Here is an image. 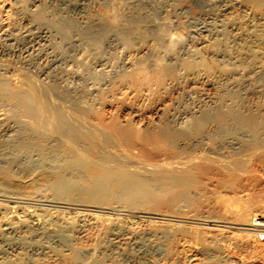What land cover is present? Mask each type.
<instances>
[{
	"label": "bare ground",
	"instance_id": "bare-ground-1",
	"mask_svg": "<svg viewBox=\"0 0 264 264\" xmlns=\"http://www.w3.org/2000/svg\"><path fill=\"white\" fill-rule=\"evenodd\" d=\"M209 1L210 3H207L206 0V3L215 4L218 13L219 9L220 12L228 8L233 9L225 0ZM9 3L10 8L4 12L6 15L3 13L0 15V176L5 183L12 177L15 178L14 176H22L23 183L28 184V187L32 184L31 193L27 194L28 198L33 197L35 200L34 192L36 195L40 192L41 195L44 191H49L52 198L45 196V193L41 198H37L45 202L49 206L48 209H45V206L41 209L37 206L30 207L32 202L30 206H24L20 201L26 197L25 193L6 191L0 187V196L7 199L5 204L0 203V264H22L21 260L23 261L25 256L22 259L18 256L22 251L16 254L18 258L15 261L3 258L5 248L15 244L11 237L14 233L24 234L19 236L21 239L19 242L25 245L27 237L34 231L50 240L54 233L64 234L68 232L67 230L75 231L84 226L85 214L69 217L63 211L50 209L55 199L60 196L68 199L61 197L63 199H59L58 205H69L68 201L75 202V198L76 200L80 198L105 207L113 202L125 204L123 207L127 206L128 209L150 208L148 211L163 206L165 211L170 210L171 214L168 216L173 218L181 211V207L194 206L197 203L195 200L202 196L206 197L200 192L203 191L202 186L206 184L205 182L203 184V178L210 180L217 177L215 184L219 188L231 189L241 183L243 177L240 179L241 175L251 174L257 169L256 166L264 165V152L261 150V147L264 148L262 142L264 140L261 141L262 146L258 145L264 137V124L259 125L260 117L264 116L263 102L260 103L262 106L259 104L264 97V86L260 84L264 79V72L258 70L261 69L260 65L257 68V65L250 62L255 56L253 52L256 53L255 49L260 47V36H264V21L263 25L253 22L254 18L250 20L246 11L245 14L242 12V15L241 9L239 13L246 22L245 27L252 28L248 32V28L242 26L243 30L236 26L243 30L241 33L239 30L236 31L229 18L227 20L226 13H224L226 20L217 18L211 22L209 19H206L208 22H205L206 20L202 22L200 19L202 23H198L199 27L193 28L196 30L195 39L193 35L188 34L193 39L182 43L184 35L181 34L185 32L181 31L179 34L180 32L174 31L172 26L175 23L171 22L168 16L171 23H167L169 19L168 21L165 19L166 22L163 23L155 22L159 17L149 9L151 6L153 8L152 0H9ZM216 7L214 8L217 9ZM0 8L2 10V7ZM153 9L156 11L155 7ZM169 12L171 14V11ZM146 37L151 38L150 43L147 51H144L139 59L130 60L127 55L122 61L127 68L124 66L120 67L121 70L113 68V65L118 63H112L114 57L112 53L121 47L120 45H128L130 48L135 38L142 40ZM178 39L179 43H182L179 44L180 47L175 46ZM258 53H264V46L259 48ZM90 65L93 71L89 73L86 68ZM73 78L79 82L70 84L68 79ZM161 93L170 94L167 104L156 100L148 110L142 109V106L134 101L130 105V101L126 103L128 105L121 102L123 100L121 96L125 97L126 94L134 97L135 102H141L153 98L155 100L159 94L162 96ZM104 94L110 95L111 99L117 97L115 103L120 101L117 110L124 113L121 120L113 117L115 114L106 118L105 111L98 110L99 108L93 107L92 102H87L90 97L94 99L95 95L104 98ZM148 147L150 153L145 155L146 152L142 148ZM133 149L139 150V153L144 152L145 158L147 157L150 162L145 163L144 158L140 159L144 163L134 160L137 156L131 154ZM258 150L261 152L257 154ZM139 168L149 175L131 172V169L136 171ZM36 173L39 176L34 179L32 176ZM82 174L83 180L79 178ZM199 202L197 205H200ZM196 210L201 214L198 209ZM256 211L250 202H241L236 206L235 221L241 226L239 230L246 231L243 235L249 242L251 241L253 248L264 256V242H260L251 229L242 228L250 226L253 217L261 216L257 215ZM205 216L208 215L193 219L206 227L210 222H215V218L212 220L211 216ZM109 217L90 218L94 222L92 224L94 227L98 229L102 227L105 233L103 234L111 237L110 242L115 241L122 245L121 251L123 244L128 243L130 247L129 243L132 242V246L137 243L135 235L133 236L137 228H132L133 223L129 225L127 223L126 232H122L121 230H124L122 225L125 222L118 217ZM150 228L146 229L150 231ZM180 231L178 229L177 232ZM97 233H101V230ZM156 233L154 235H157ZM33 234L35 237V233ZM162 234L168 235V237L163 235L167 240L174 239L173 242L177 240L167 229ZM175 234L177 237V233ZM169 235L174 237L171 238ZM96 236L98 240L100 234ZM58 239L60 243H67L65 238ZM99 241L96 242L101 247ZM104 241H101L102 245ZM171 241L167 248L170 247L172 250ZM79 249L81 248L72 249L62 256L70 264H79ZM103 250L105 254V250L108 249ZM167 250L166 252L171 251ZM109 251L108 253L111 252ZM115 252L117 253V250ZM106 256L108 255L104 257L100 254L99 257L96 256L98 259L92 256V264H106ZM117 258L113 259L112 256L110 263L121 264V258L118 260Z\"/></svg>",
	"mask_w": 264,
	"mask_h": 264
},
{
	"label": "rangeland",
	"instance_id": "rangeland-1",
	"mask_svg": "<svg viewBox=\"0 0 264 264\" xmlns=\"http://www.w3.org/2000/svg\"><path fill=\"white\" fill-rule=\"evenodd\" d=\"M6 1V2H5ZM8 1V2H7ZM209 0H207V3H210V1L208 2ZM225 1H227L228 3H227V5H229V7H230V5H231V7L233 8V9H227L226 11H221L220 12V9H219V13H221V15L218 13V8L216 7V5L215 4H213L212 3V5L210 6L209 4H207L206 3V0H152V5H153V8L155 7V9H156V11H154V9L152 8V6H151V8H149L152 12H155V14H156V17L158 16L159 18L158 19H155V22H164L165 21V19H166V21H168V19L170 18L171 19V22H173V23H175L173 26H172V28L174 29V31H176L177 33H179V34H181V31L182 32H187L186 34H187V36L188 37H190L189 35H193V37H194V39H195V36L194 35H196V30L195 29H193V28H196L197 29V27H199V25L202 23V22H204L203 20H210L209 22H211V21H214V19H217V18H222V19H225L226 20V16H227V20H229V22H231V24L233 23V27L236 29V31L237 30H239V31H241V33L243 32V30H244V28L242 27V26H247V25H244V23L246 24V22H245V20H243L244 18L242 17V12L245 14L246 12H248V13H246V14H249V16H248V18L251 20L252 18H254V19H252V21L253 22H256V23H258L259 22V24L261 23V25H263V21H264V0H233V1H231V0H225ZM231 4H230V3ZM235 2V3H234ZM234 3V4H233ZM243 3V4H242ZM9 0H0V7H2V10H1V8H0V15H1V13H3L4 15H6L5 13H6V11L10 8V6H9ZM8 5V6H7ZM213 5H214V7H216L217 9H215L214 7H213ZM247 5V6H246ZM250 5V6H249ZM27 6V5H26ZM210 6V7H209ZM235 6V7H234ZM254 6V7H253ZM4 7V8H3ZM5 7H6V9H5ZM9 7V8H8ZM213 7V8H212ZM230 7V8H231ZM256 7V8H255ZM163 8V9H162ZM166 8V9H165ZM175 8V9H174ZM212 10H211V9ZM240 8V9H239ZM253 8V9H252ZM4 9V10H3ZM31 9H32V7H31ZM158 9V10H157ZM166 11H165V10ZM242 9V10H241ZM250 11H249V10ZM252 9V10H251ZM150 10H149V12H150ZM168 10V11H167ZM214 10V11H213ZM233 10V11H232ZM239 10V11H238ZM240 10H241V12H240ZM248 10V11H247ZM255 10V11H254ZM146 11H148V9H146ZM169 11H171V14H170V12ZM174 11V12H173ZM217 11V12H216ZM228 11H230L229 13H228V15H227V12ZM232 11V12H231ZM246 11V12H245ZM5 12V13H4ZM166 12V13H165ZM169 12V13H168ZM179 12V13H178ZM217 13V15H216V13ZM234 12V13H233ZM242 14H240V13ZM173 13V14H172ZM209 13V14H208ZM224 13H226L225 15H224ZM236 13V14H235ZM263 13V14H262ZM2 14V16H4ZM158 14V15H157ZM175 14V15H174ZM179 14V15H178ZM208 14V15H207ZM213 14V15H212ZM165 15V16H164ZM180 15H181V17H180ZM253 15V16H252ZM169 18H168V17ZM204 18H203V17ZM209 16V17H208ZM212 16V17H211ZM213 16H214V18H213ZM221 16V17H220ZM231 18H230V17ZM207 17V18H206ZM210 17L213 19H210ZM242 19H241V18ZM229 18V19H228ZM235 18V19H234ZM258 18V19H257ZM170 19H169V21L167 22V23H171L170 22ZM178 19H179V21L181 22V21H183V22H179L178 21ZM199 19V20H198ZM202 20V22H201V20ZM237 19V20H236ZM258 21H257V20ZM262 19V20H261ZM160 20H162V21H160ZM205 21V22H208V21ZM232 20V21H231ZM240 20H242V21H240ZM261 22H260V21ZM165 21V22H166ZM199 21V22H198ZM234 21V22H233ZM238 21H239V23H238ZM157 22V23H158ZM238 24H236V23ZM241 22V23H240ZM263 22V23H262ZM180 23V24H179ZM183 23V24H182ZM195 25H194V24ZM198 23H200V24H198ZM243 23V24H242ZM182 24V25H181ZM184 24H185V26H184ZM197 24V25H196ZM240 24V25H239ZM187 26H189V28L187 27ZM191 26H193V27H191ZM240 27L241 29H243V30H241V29H239V28H237V27ZM264 26V25H263ZM175 27V28H174ZM185 27V28H184ZM182 28V29H181ZM248 27H245V29H247ZM180 29V30H179ZM193 29V30H192ZM249 29H252V28H248L247 30H248V32H250L249 31ZM187 30V31H186ZM181 34V35H184V38H182V40H181V42L183 43V42H187L188 40H190L191 38L193 39V37L191 36L190 38H187V36H186V34ZM189 34V35H188ZM261 38H263L264 39V36L262 37V36H260ZM147 38V37H146ZM146 38H144V39H142V40H138V38H137V40H135L134 39V41H133V43L131 44L133 47H131V45H130V48L128 47V45H124V46H122V45H120L121 47H119V48H117L116 50H115V54H117V55H115L114 53H112V55L114 56L113 57V61H112V63L114 62V63H118V65L117 64H112L113 65V68H119L120 70H121V68H122V66H124V64L122 63V61H124V59L123 58H125V56H129V59L131 60H137L136 58H138L139 59V57H141L140 55H142V53H145L146 51H147V49H148V46H149V44L148 43H150V37H148L147 39ZM261 38L259 39V43H260V47L261 48H263V46L264 45H262V43L261 42H263L264 43V40L262 39L261 40ZM141 39V38H140ZM178 39V41L174 44L175 46H177V47H180L179 46V44L181 45L182 43H179V40ZM184 39H185V41H184ZM144 40V41H143ZM146 40V41H145ZM187 40V41H186ZM191 41H194V40H191ZM258 43V44H259ZM144 44V45H143ZM136 45V46H135ZM262 45V46H261ZM135 46V47H134ZM141 46V47H140ZM136 47H137V49H136ZM147 47V48H146ZM235 47L236 48H239L238 46H236L235 45ZM259 47V46H258ZM257 47V48H258ZM259 47V48H260ZM125 48V49H124ZM133 48H135V49H133ZM259 48L258 49H255V51L257 50V52L255 53V52H253V56L255 57H252L251 58V60H250V62H251V64H252V62H253V64L252 65H257V68H258V66L260 65V67H261V69H259L258 68V70H261V72H264V58H262V55L264 54H260V53H258V51H259ZM121 49V50H120ZM122 49H123V51H122ZM128 50V51H127ZM131 50H133V51H131ZM126 51V52H125ZM145 51V52H144ZM118 52V53H117ZM121 52V53H120ZM123 52V53H122ZM129 52V53H128ZM261 52V51H260ZM120 53V54H119ZM125 53V54H124ZM122 54V55H121ZM124 54V55H123ZM130 54H131V56H130ZM258 55V56H257ZM116 56V57H115ZM121 56H122V58H121ZM259 56H260V58H259ZM119 57H120V60H119ZM263 57H264V55H263ZM116 58V59H115ZM118 58V59H117ZM259 60H258V59ZM254 60V61H253ZM258 60V61H257ZM262 61V62H261ZM120 64V65H119ZM123 64V65H122ZM116 65V66H115ZM263 66V67H262ZM91 65L88 67V68H86L87 69V71L90 73L91 71H93V68H92V70H91ZM121 67V68H120ZM124 67H126L127 68V65L126 66H124ZM125 68V69H126ZM90 69V70H89ZM115 69H112V70H114L115 71ZM125 69H123V70H125ZM119 70V71H120ZM117 71V70H116ZM260 72V71H259ZM69 80V83L70 84H73V83H78L79 82V80L77 81V79L76 78H73V79H68ZM72 80V81H71ZM75 81V82H74ZM262 82H264V79H262V81L260 82V84L262 85V86H264V83H262ZM167 93H161V95L162 96H160V94H159V96H160V98H159V96H156V99L154 100V98L153 99H149V100H146V101H138V102H135V98L134 97H130V95L129 94H126L125 95V97L123 96H121V100L123 99V100H125L124 102H123V100L121 101L122 103H123V105H125L126 103H129V101L131 102V103H129V105L130 104H132L133 103V101H134V103H138L140 106H142L141 108L142 109H149V107H150V105L152 104V102L153 101H164L166 104H167V102H168V100H169V98H170V94L168 93L167 95H166ZM99 95H95V97H94V99L92 98V97H90L91 99H88L87 100V102H92L94 105H93V107L94 108H96V109H98V110H101V111H105L104 112V115H106L105 117L107 118H109V117H111V116H113V114H115L113 117H117V119H120L121 118V116H123L124 115V113L123 112H120V110H117V109H119V107H117V106H119L118 105V101L115 103V101H116V99H117V97L116 98H114L113 99V97H112V99H111V96L110 95H108L107 96V94H104V98H102L101 96H99L101 99H99V97H98ZM106 96V97H105ZM108 97V98H107ZM157 97H158V99H157ZM97 98V99H96ZM165 98V99H164ZM168 98V99H167ZM264 98V97H263ZM263 98L260 100V102H259V104L261 103V102H263L262 104L264 105V101H263ZM103 99V101H101ZM107 99V101H105ZM130 99V100H129ZM92 100V101H91ZM97 100V101H96ZM99 100V101H98ZM108 100H109V102H108ZM111 101V102H110ZM114 101V102H113ZM99 102V103H98ZM120 102V101H119ZM143 102V103H142ZM97 103V104H96ZM104 103H106V104H104ZM113 103V104H112ZM141 103H142V105H141ZM99 104H101V105H99ZM117 104V105H116ZM147 104V105H146ZM262 104H260L261 106H262ZM103 105H105V106H103ZM126 105H128V104H126ZM99 106V107H98ZM117 108H116V107ZM262 107H264V106H262ZM104 109V110H103ZM117 110V112H115L114 113V111H116ZM264 114V113H263ZM108 115V116H107ZM111 115V116H110ZM125 117L127 118L128 116H126L125 115ZM125 118V119H126ZM262 118H263V120H262ZM122 119V118H121ZM120 119V120H121ZM260 121V126H263V124H264V116L262 115L261 117H260V119H259ZM259 122H257V124L259 123ZM258 125V126H259ZM259 126V127H260ZM261 128V127H260ZM263 130H264V126H263ZM262 140H264V137L260 140V142H259V144L258 145H260V146H262V144L263 143H261V141ZM262 142H264V141H262ZM264 145V144H263ZM264 147V146H263ZM147 148V147H146ZM137 149H139V148H137ZM136 149V150H137ZM142 149H144L145 151L144 152H146V153H144V152H142L143 150ZM142 149H140V150H142L141 152L142 153H139L138 151H136V150H132L131 152V154L135 157V156H137V158H135L134 160H139L140 161V163H147L146 161H148V163L150 162L149 160H147L148 158L146 157L145 158V155L149 152L150 153V148L148 147V149H145V148H142ZM264 148H262L261 147V150H262V152H264V150H263ZM149 150V151H148ZM261 150L258 152H256L257 154L258 153H260L261 152ZM133 151H134V153H133ZM135 153H139L138 155H136ZM145 155H144V154ZM135 154V155H134ZM140 155H144V157H141ZM133 157V158H134ZM143 158H144V160H143ZM140 159H142L144 162H141V160ZM146 159V160H145ZM152 162V161H151ZM255 168V167H254ZM256 170H255V172H253V173H251V174H248V175H241L240 176V179H241V177H242V179H241V183H239L238 184V186L235 188H231V189H229V188H223V187H218L216 184H215V182H216V179H218L217 177H214V179L213 178H210V180H208V179H205V178H203L202 180V182H203V184H205L206 185V190L204 191V189H205V185H203L202 186V188H201V190H203V191H200L201 193H202V195H204V196H206V197H203L202 196V198L200 197V198H198L197 200H199V201H197V200H195L194 202L196 203L194 206L192 205V206H187V207H181V214H180V212H178V214L175 216V217H173V218H171L170 216H168L169 214H171L170 213V210L169 209H166V211H165V207H163V206H159L158 207V209L159 208H163V209H161V210H163V211H161L160 209V212H159V210L157 211L156 209H151L150 211H148V209H150V208H145L146 210H141V209H139L138 210V208H131V207H129V209H128V207L127 206H125V207H123L125 204L123 203V202H121L122 204H124V205H121L120 204V202H113V203H109V204H112V205H109V204H107V207H105V205H96V204H93V203H91V202H89V201H87L86 199H77L76 200V198H75V202H73L74 200H72V202L71 201H68V202H70L69 203V205L68 204H65V205H61V204H59L58 205V203L60 202L59 201V199L61 198V197H63V196H60V198H56L55 199V201H54V199L52 200V201H54L55 203L50 207V209L52 208L53 210L55 209V210H57V211H63L64 213H67V215L69 216V217H71V216H75V215H83V214H85V221L83 222V224H84V226L81 228V229H75V231H73V229H71V231L70 230H65L67 233H65L64 232V234L61 232L60 234L58 233V234H56V233H54V234H52V236H51V238H50V240H49V238H47L46 239V237L45 236H43L41 233H39V232H36V231H34V232H32V233H30V235L29 234H25V235H29L28 237H27V239H26V243L27 244H25V245H21V244H23V243H20L19 242V236L21 237L22 235H24V234H21L20 235V233H14V234H12V238H13V240H14V246L12 247H8V248H5V250H4V253H3V255H4V257H3V255H1L3 258H5V259H7V260H10V261H15L18 257L16 256V254L18 255V253H20L21 251H22V253H20L18 256H19V258H21L22 259V257L23 256H25L24 258H23V261L21 260V263L22 264H37L38 262V264H59V262H60V264H66V260H65V258L62 256V254L63 255H65V254H68L69 252H70V250H72V249H75V248H81V249H79L78 250V253H79V257H80V259L78 258V263L79 264H92V256L95 258V259H98V258H96V256L97 257H99V255L101 254V256H103L104 255V257H105V255H108V256H106V259H105V261L107 262L106 264H109L110 263V261H111V259H112V256H113V259L114 258H116V257H118L117 258V260L118 259H120V263L121 264H152V262H153V264H160V262H163V264L164 263H166V264H264V256H262L260 253H258L257 252V250L255 249V248H253V245H252V243H251V241L249 242V240H247L245 237H244V233L246 232V231H241V230H239V228H241V226L240 225H237L238 224V222L237 221H235L236 219H235V217H236V213H235V211H236V206L239 204V203H246V202H250V204H252V206H254L255 207V209L257 210L256 211V214L257 215H261V216H264V165L263 164H261V165H258V166H256ZM140 169V168H139ZM139 169H137V170H139ZM127 170H129V169H127ZM135 171V170H133V169H131V172H133L134 171V173L136 172V173H141V174H144L145 173V176H148L149 175V173H146V172H144L143 170H139V171ZM130 171V170H129ZM148 174V175H147ZM252 174H254V175H252ZM83 175L84 174H82V176L81 177H79L80 179H82V177H83ZM251 177H250V176ZM35 176V177H34ZM37 176H39L38 175V173H36V175L35 174H33V178L35 179V178H38ZM15 178H11V180H9L8 182H3L4 180L2 179L3 177L2 176H0V182H1V184L2 185H0V187H2L1 189H3V190H6V191H12V192H21V193H25L26 194V197L25 198H22L21 200L23 201H25V202H22V201H20L21 203V205H23L24 204V206H30L31 205V202H32V206H30V207H34V208H36V206H37V208H39V209H41L42 207H44L45 209H48L47 207H49V206H47L46 205V203L45 202H43V201H41V199H37V198H41L42 196V194L43 193H45L44 195L46 196H49V197H51L52 195H49L50 194V192L49 191H42L43 193L40 195V192H38L37 193V195H36V192H34V194H35V196L36 197H34V199L35 200H33V197H29L28 198V195L27 194H29V193H31V188H32V184H30L29 185V187H28V184H25V183H23V181H21L22 180V176H14ZM247 177V178H246ZM250 177V178H249ZM17 178H19L20 179V181H19V179H17ZM246 178V179H245ZM249 178V179H248ZM15 179V180H14ZM79 179V181H80V183L82 182L81 180ZM248 179V180H247ZM17 180V181H16ZM83 180V179H82ZM205 180V181H204ZM245 180V181H244ZM247 180V181H246ZM208 181V182H207ZM85 182V181H84ZM205 182V183H204ZM211 182V183H210ZM3 183H5V184H3ZM83 183V182H82ZM81 183V184H82ZM215 185H216V187H215ZM207 186H210V188L209 187H207ZM4 187H6V188H4ZM11 187H12V189H11ZM30 188V189H29ZM240 189V190H238V189ZM0 189V190H1ZM17 189V190H16ZM210 189V190H209ZM237 189V190H236ZM22 190H23V192H22ZM29 190H30V192H29ZM33 191H35V190H33ZM196 191V190H195ZM207 191H208V193H209V196H207L208 195V193H207ZM217 191V192H216ZM233 191V192H232ZM19 192V193H20ZM212 192V193H211ZM214 192V193H213ZM226 192V193H225ZM231 192V193H230ZM207 193V194H206ZM211 193V194H210ZM217 193V194H216ZM228 193V194H227ZM214 194H216L215 195V197H216V199H215V197H214ZM220 194V195H219ZM218 195V196H217ZM226 195V196H225ZM236 195V196H235ZM34 196V195H33ZM39 196V197H38ZM213 196V197H212ZM220 196H222V198H220ZM224 197V198H223ZM3 197H1L0 196V203L2 202V204H5L6 203V201H7V199L6 198H3ZM26 198H27V200H26ZM52 198V197H51ZM64 199H68L67 197H63ZM63 198H61V199H63ZM204 198V199H203ZM209 198V199H208ZM228 198V199H227ZM230 198V199H229ZM239 198V199H238ZM6 199V200H5ZM42 199H44V198H42ZM58 199V200H57ZM206 199V200H205ZM208 199V200H207ZM226 199V200H225ZM233 199V200H232ZM37 200V201H36ZM57 200V201H56ZM225 200V201H224ZM35 201V202H34ZM86 203H85V202ZM204 201V202H203ZM209 203H208V202ZM222 201H224V202H222ZM4 202V203H3ZM28 202H30V203H28ZM35 204H34V203ZM39 202V203H38ZM45 204H43V203ZM57 202V203H56ZM198 202L200 203V205L202 204V202L204 203V205L202 206L201 205V207H200V205H197L198 204ZM90 203V204H89ZM29 204V205H28ZM34 204V205H33ZM57 204V205H56ZM115 204V205H114ZM117 204V205H116ZM42 205V206H41ZM95 205V206H94ZM119 205V206H118ZM207 205V206H206ZM40 206V207H39ZM60 206V207H59ZM110 206V207H109ZM117 206V207H116ZM122 206V207H121ZM64 207V208H63ZM69 207V208H68ZM119 207V208H118ZM194 207V208H193ZM205 207V208H204ZM62 208V209H61ZM126 208V209H125ZM132 210H131V209ZM142 208V207H141ZM183 208V209H182ZM118 209V210H117ZM196 209H198V211H200V213L201 214H199L198 212H197V210ZM153 210H154V212H153ZM169 210V211H168ZM182 210H188V211H185L186 212V215L188 216H184V211H182ZM155 211H156V213H155ZM194 211H195V213H194ZM116 212V213H115ZM151 212V213H150ZM153 212V213H152ZM159 212V213H158ZM183 212V213H182ZM208 212H209V214H208ZM111 213V214H110ZM191 213V214H190ZM194 213V214H193ZM208 215V216H211L210 218L212 219V220H214V218H215V222L213 223H209L208 224V227H206V226H203V225H201V222L199 223V221L198 220H194L193 218H201V217H204V215ZM91 214V215H90ZM132 214H134V215H132ZM152 214H153V216H152ZM154 214H156V215H154ZM158 214V215H157ZM202 215V216H199V215ZM182 215V216H181ZM190 215V216H189ZM218 217H217V216ZM92 216H97V217H101V218H106L107 216L109 217V218H121L122 219V221L123 222H125V224H123L124 225V227H123V225H122V228H124V230H125V226H128L129 225V223H133L132 224V228L133 229H135V228H137V229H135V233L133 234V236L135 235V239H137V240H135L137 243L136 244H134L133 246H132V242L131 243H129V246L130 247H128V243H126V245L125 244H123V251H121V247H122V245H118V243H116L115 241H112V242H110L109 241V239L111 240V237H108L107 235H104L105 233L103 232L104 231V229L101 227H99V229H98V227H94L92 224H94V222H93V220L91 219L92 218ZM208 216H205V217H208ZM91 217V218H90ZM191 217V218H190ZM171 218V219H170ZM175 218V219H174ZM223 218V219H222ZM159 220V221H158ZM169 220H171V221H169ZM189 220V221H188ZM218 220V221H217ZM223 220V221H222ZM91 221V222H90ZM132 221V222H131ZM134 221V222H133ZM136 221V222H135ZM186 221V222H185ZM195 221V222H194ZM198 221V222H197ZM223 223H222V222ZM87 222V223H86ZM155 222V223H154ZM171 222V223H170ZM181 222V223H180ZM85 223H86V225H85ZM128 223V225H126ZM135 223V224H134ZM137 223V224H136ZM150 223V224H149ZM173 223V224H172ZM92 226H91V225ZM143 224V225H142ZM149 224V225H148ZM160 224V225H159ZM168 224H169V226H168ZM176 224V225H175ZM197 224V225H196ZM212 224V225H211ZM224 224V225H223ZM171 225H173V226H171ZM200 225V226H199ZM215 225V226H214ZM138 226V227H137ZM148 226H152L151 228L150 227H148ZM154 226V227H153ZM166 226H168V227H166ZM180 228H179V227ZM185 226V227H184ZM221 226V227H220ZM85 227V228H84ZM142 227V228H141ZM158 227V228H157ZM161 229H160V228ZM187 227V228H186ZM206 227V228H205ZM217 228V229H215V228ZM87 228V229H86ZM97 228V229H96ZM121 228V229H122ZM145 228V229H144ZM146 228H150L149 230L151 231H148V229H146ZM176 228H177V231H178V229H179V231L180 232H177L176 231ZM181 228H183V229H181ZM194 228V229H193ZM196 228V229H195ZM201 228H203L202 230H201ZM221 228V229H220ZM242 228H248V229H250L251 227L250 226H246V227H242ZM85 229V230H84ZM90 229V230H89ZM95 229V230H94ZM120 229V230H121ZM152 229V230H151ZM165 229H167L168 231H169V234L170 233H173V235H175V239H177L176 240V242H173V241H175L174 239L171 241V239H168L167 240V238H164V236L165 237H168V235L166 236V235H164V234H162V232L164 231ZM184 229H185V231H188L190 234H188V232H185L184 231ZM187 229V230H186ZM190 229V230H189ZM199 229V230H198ZM212 229V230H211ZM218 229H219V231H218ZM89 230V233H87V231ZM96 230H101V233H97V232H99V231H96ZM119 230V231H120ZM123 229L121 230L122 232H126V230L124 231ZM137 230H140V231H137ZM161 230H163L162 232H161V234H159L160 233V231ZM196 230H198V231H196ZM92 231H95L94 233H92ZM136 231H137V233H136ZM175 231V232H174ZM194 231V232H193ZM205 231V232H204ZM75 232V233H74ZM80 232V233H79ZM147 232V233H146ZM149 232V233H148ZM153 232V233H152ZM157 232V233H156ZM183 232V233H182ZM197 232V233H196ZM200 232V233H199ZM202 232V233H201ZM218 234H217V233ZM250 232V231H249ZM33 233H35V237H34V234ZM37 233V234H36ZM94 234L93 236H91L92 234ZM95 233H96V235H99L100 234V237H98V240H97V236L95 235ZM104 233V234H103ZM152 233V234H151ZM157 234V235H154V234ZM175 233H177V237H176V234ZM179 233H181V234H179ZM185 233V234H184ZM187 233V234H186ZM192 233H195V234H192ZM205 233H206V235H205ZM221 233V234H220ZM18 234V235H17ZM41 234V235H40ZM61 234H63V235H61ZM66 234V235H65ZM79 234V235H78ZM87 234H88V236H87ZM138 234H139V236H138ZM198 234V235H197ZM14 235V236H13ZM58 235V236H57ZM59 235H61L60 237H62V239L61 240H64V238H65V240H66V242L67 243H65V242H62V243H60L59 242V239L58 238H60L59 237ZM77 235V236H76ZM82 235V236H81ZM87 237H86V236ZM90 235V236H89ZM102 235H104V236H102ZM142 235V236H141ZM144 235V236H143ZM150 235V236H149ZM153 235H154V237H153ZM164 235V236H163ZM172 235V234H171ZM171 235H169V237H171ZM220 235V236H219ZM17 236V237H16ZM101 236L103 237V238H101ZM146 236V237H145ZM155 236H156V238H155ZM162 238H161V237ZM199 236H201V237H199ZM41 239H40V238ZM44 237V238H43ZM56 237H58V238H56ZM64 237V238H63ZM79 237V238H78ZM91 237H94V238H90ZM106 237V238H105ZM174 236H172L171 238H173ZM215 237V238H214ZM37 240H39V241H37ZM39 238V239H38ZM68 238V239H67ZM71 238V239H70ZM78 238V239H77ZM85 238V239H84ZM96 238V239H95ZM143 238V239H142ZM145 238V239H144ZM159 238V239H158ZM30 239V240H29ZM89 239V240H88ZM106 239V240H105ZM163 239V240H162ZM32 240V241H31ZM34 240H35V242H34ZM42 242H41V241ZM46 240V241H45ZM58 240V241H57ZM71 240V241H70ZM99 241V243L101 244V247H99V244H98V242H96V241ZM105 240V241H104ZM20 241H21V239H20ZM30 241V242H29ZM51 241V242H50ZM52 241H54V242H52ZM78 241V242H77ZM90 241V242H89ZM94 241V242H93ZM101 241L103 242L104 241V246L102 245V243H101ZM108 241V242H107ZM145 241V242H144ZM147 241V242H146ZM169 241H171L170 242V244H172V242H173V244H172V250L170 249V247L169 248H167L168 246V244H169ZM28 242L30 243V244H28ZM31 242H34V243H31ZM50 242V243H49ZM58 242H59V244H58ZM71 242V243H70ZM76 244H75V243ZM143 244H142V243ZM167 242V243H166ZM17 243H18V245H17ZM38 243V244H37ZM41 243V244H40ZM46 243V244H45ZM48 243L50 244V245H48ZM70 243V244H69ZM83 245H82V244ZM96 243L98 244V245H96ZM111 243V244H110ZM116 243V244H115ZM34 244V245H33ZM68 244V245H67ZM73 245V247H72V245ZM81 244V245H80ZM91 244H93V245H91ZM110 244V245H109ZM131 244V245H130ZM17 245V246H16ZM28 245V246H27ZM29 245H31V246H29ZM35 245H37V246H35ZM53 245V246H52ZM64 245V246H63ZM65 245H67V246H65ZM79 245V246H78ZM118 245V246H117ZM165 245V246H164ZM44 246V247H43ZM49 246V248L47 249V247ZM63 246V247H62ZM89 246V247H88ZM95 246H98V248L97 247H94ZM109 246V247H108ZM121 246V247H120ZM140 246V247H139ZM156 246V247H155ZM169 246H171V245H169ZM31 247V248H30ZM36 249H35V248ZM70 247H72V248H70ZM105 247H108V248H105ZM124 247H125V249H124ZM25 248H26V251H25ZM64 248V249H63ZM68 248V249H67ZM93 248V249H92ZM100 248H101V251H99L100 250ZM131 250H129V249ZM137 250H136V249ZM159 248V249H158ZM22 249H24V250H22ZM44 249L47 251H44ZM49 249H51V250H49ZM59 249V250H58ZM60 249H62V250H60ZM98 249V250H97ZM103 249H108V250H110L109 252L110 253H108V250H105V254H103ZM128 249V250H127ZM132 249H133V251H132ZM138 249H140V250H138ZM163 249H165V250H163ZM167 249H169V250H171V251H169V252H166V251H168ZM8 250V251H7ZM86 250H88V251H86ZM96 252H95V251ZM117 250V253L115 252V251ZM20 251V252H19ZM33 251V252H32ZM38 251V252H37ZM40 251V252H39ZM42 251V252H41ZM94 251V253H92ZM114 251V252H113ZM130 251V252H129ZM135 251V252H134ZM6 252V253H5ZM38 254H37V253ZM46 252V253H45ZM101 252V253H100ZM113 252V253H112ZM121 252V253H120ZM125 253V255L123 254V253ZM129 252V253H128ZM134 252V253H133ZM137 252V253H136ZM140 254H139V253ZM142 252V253H141ZM27 254V256H26V254ZM33 253V254H32ZM48 253V254H47ZM61 253V254H60ZM92 253V254H91ZM99 253V254H98ZM107 253V254H106ZM137 255H136V254ZM167 253H170V255H168ZM11 254V255H10ZM57 254H59L58 256H57ZM85 254V255H84ZM86 254H87V256H86ZM111 254V255H110ZM113 254H115V255H113ZM119 254H120V256H119ZM122 254V255H121ZM132 254V255H131ZM135 254V255H134ZM145 254V255H144ZM147 254V255H146ZM165 254V255H164ZM20 255H21V257H20ZM30 255V256H29ZM35 255H36V257H35ZM129 257H128V256ZM131 255V256H130ZM168 255V256H167ZM194 255V256H193ZM196 255V256H195ZM33 256V257H32ZM40 256V257H39ZM45 256V257H44ZM89 256H91V258L89 257ZM111 256V257H110ZM115 256V257H114ZM122 256V257H121ZM139 256H141V257H139ZM147 256V257H146ZM154 258H153V257ZM167 256V257H166ZM170 256V257H169ZM9 257H11V258H9ZM62 257H63V259L64 260H62ZM87 257H89L88 259V263L86 262V260H87ZM125 257H126V260H125ZM29 258V259H28ZM31 258V259H30ZM82 258H86L85 260L83 259V261L81 260ZM130 258V259H129ZM165 258H166V260H165ZM12 259V260H11ZM14 259V260H13ZM34 259V260H33ZM110 259V260H109ZM161 259V260H160ZM199 259V260H198ZM28 260V261H27ZM38 260V261H37ZM80 260H81V262H80ZM151 260V261H150ZM159 260V261H158ZM26 261V262H25ZM30 261V262H29ZM37 261V262H36ZM86 263H85V262ZM89 261H91V262H89ZM104 261V262H105ZM126 261V262H125ZM129 261V262H128ZM172 263H171V262ZM25 262V263H24ZM145 262V263H144ZM69 262H67V264H68ZM70 264V263H69ZM111 264V263H110ZM162 264V263H161Z\"/></svg>",
	"mask_w": 264,
	"mask_h": 264
},
{
	"label": "built area",
	"instance_id": "built-area-1",
	"mask_svg": "<svg viewBox=\"0 0 264 264\" xmlns=\"http://www.w3.org/2000/svg\"><path fill=\"white\" fill-rule=\"evenodd\" d=\"M250 229L254 232L260 242H264V217L255 216L253 217Z\"/></svg>",
	"mask_w": 264,
	"mask_h": 264
}]
</instances>
